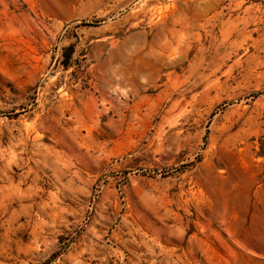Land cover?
<instances>
[{"label": "rangeland", "instance_id": "rangeland-1", "mask_svg": "<svg viewBox=\"0 0 264 264\" xmlns=\"http://www.w3.org/2000/svg\"><path fill=\"white\" fill-rule=\"evenodd\" d=\"M0 264H264V0H0Z\"/></svg>", "mask_w": 264, "mask_h": 264}, {"label": "bare ground", "instance_id": "bare-ground-1", "mask_svg": "<svg viewBox=\"0 0 264 264\" xmlns=\"http://www.w3.org/2000/svg\"><path fill=\"white\" fill-rule=\"evenodd\" d=\"M173 39L175 38V37H172ZM176 39V38H175ZM175 39H174V41H175ZM181 44V43H180ZM176 45V44H175Z\"/></svg>", "mask_w": 264, "mask_h": 264}]
</instances>
